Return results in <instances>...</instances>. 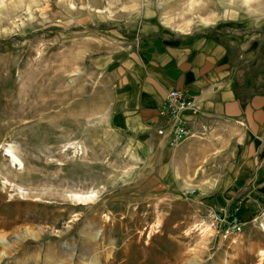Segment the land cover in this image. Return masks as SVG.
Masks as SVG:
<instances>
[{
    "label": "rangeland",
    "instance_id": "1",
    "mask_svg": "<svg viewBox=\"0 0 264 264\" xmlns=\"http://www.w3.org/2000/svg\"><path fill=\"white\" fill-rule=\"evenodd\" d=\"M145 5L176 34H264V0H0V264H264L262 230L220 238L221 206L156 186L110 126L93 51Z\"/></svg>",
    "mask_w": 264,
    "mask_h": 264
},
{
    "label": "crops",
    "instance_id": "2",
    "mask_svg": "<svg viewBox=\"0 0 264 264\" xmlns=\"http://www.w3.org/2000/svg\"><path fill=\"white\" fill-rule=\"evenodd\" d=\"M113 26L92 57L107 79L110 126L152 164L156 186L231 206L239 240L264 233V34H176L153 5ZM173 89L192 106L182 115L190 135L171 145L172 121L159 107Z\"/></svg>",
    "mask_w": 264,
    "mask_h": 264
},
{
    "label": "built area",
    "instance_id": "3",
    "mask_svg": "<svg viewBox=\"0 0 264 264\" xmlns=\"http://www.w3.org/2000/svg\"><path fill=\"white\" fill-rule=\"evenodd\" d=\"M191 106L192 102L186 98L184 92L177 89L170 90L160 105V112L170 117L172 121L171 145L190 135V131L183 124L182 115L185 111H189ZM217 210L219 212H216L215 209L212 210L213 222L210 227L216 230V234L220 238L226 239L233 233L242 232V221L236 210L226 212L221 207H218Z\"/></svg>",
    "mask_w": 264,
    "mask_h": 264
},
{
    "label": "bare ground",
    "instance_id": "4",
    "mask_svg": "<svg viewBox=\"0 0 264 264\" xmlns=\"http://www.w3.org/2000/svg\"><path fill=\"white\" fill-rule=\"evenodd\" d=\"M13 157H15V156H13ZM78 198H82L83 199V196H78ZM2 240H3V244L7 245V243L4 241V238H2ZM1 259H2V255H0V260Z\"/></svg>",
    "mask_w": 264,
    "mask_h": 264
}]
</instances>
